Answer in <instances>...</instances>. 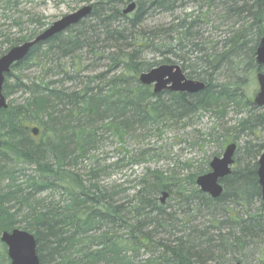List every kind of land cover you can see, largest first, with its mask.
<instances>
[{"label":"trees","instance_id":"obj_1","mask_svg":"<svg viewBox=\"0 0 264 264\" xmlns=\"http://www.w3.org/2000/svg\"><path fill=\"white\" fill-rule=\"evenodd\" d=\"M95 1L88 18L32 48L6 76V99L17 93L27 98L0 110V233L17 228L32 234L40 264H132L133 254L142 249L149 258L140 264L245 263L244 253L253 246L264 249V204L254 163L264 145L243 149L249 161L235 166L217 200L201 193L195 184V178L208 171L207 164L195 170L191 182L147 171L134 189L130 209L99 185V171L106 172L105 167L97 170L92 165L86 175L75 168L78 160H91L89 153L104 132L122 141L135 139L137 131L148 127H170L175 125L171 122H185L221 103L242 101L248 74L256 79L260 70L255 51L264 37V0H136L133 15L123 14L131 0ZM15 5L13 0H0L5 12ZM196 6L191 13L186 11ZM144 8L150 9L148 17ZM153 15H172V20L141 30ZM34 21L39 25L19 30L18 38L0 34V45H6L0 57L45 30L40 29L41 21ZM208 27L218 33L214 34L219 41L206 37ZM149 49L161 54L156 63L141 58ZM83 55L91 62L107 58L108 71L121 73L111 79L104 73L82 76L87 73ZM66 65L73 71L67 72ZM160 65L179 66L186 78L205 83V91L155 94L139 77ZM31 66H45L49 74L38 83L27 82L19 73ZM53 71L61 79L47 81L54 78ZM11 79L14 82L9 85ZM245 107H250V115L242 120L239 132L254 135L255 130L264 129V112L252 114L256 107L250 99ZM31 123L40 126L38 140L28 127ZM227 143L223 137L221 149ZM122 154L113 166L133 165L140 156ZM17 166L34 170L29 173ZM47 193H59L61 198L40 197ZM164 194L172 204L161 203ZM190 214L198 217L187 229ZM21 222L25 223L22 228ZM121 232L126 235L119 236ZM167 233L174 238L162 239ZM0 264H10L1 242Z\"/></svg>","mask_w":264,"mask_h":264},{"label":"rangeland","instance_id":"obj_2","mask_svg":"<svg viewBox=\"0 0 264 264\" xmlns=\"http://www.w3.org/2000/svg\"><path fill=\"white\" fill-rule=\"evenodd\" d=\"M13 1L16 5L12 10L5 12L0 8V34L3 37L4 35L9 36L10 39L18 38L20 36V34H18L19 30L25 32L26 30L30 31L37 27L39 24H34V20L41 21L43 26L40 29L44 30L64 16L79 10L85 5H91L96 2L95 0H89L88 2H82V0ZM196 9L195 7H189L186 11L191 13ZM171 20L172 15H153L145 21L140 29L146 30L147 28H152L158 24ZM16 23H21V28L14 26ZM140 29L137 28V30ZM206 32V37L208 39L214 40L215 42L220 40V38L215 35L218 34L217 32L214 31L215 34L211 33L210 27L205 28V33ZM22 34L25 35L26 33ZM0 41H3V39L0 38ZM5 48L6 45H0L1 50ZM160 55V53L156 54V52L149 49L141 54V58H146L148 63H156V61L161 59ZM82 58L87 70V73H83L82 76L97 77L99 74L104 73L108 79H111L114 75L121 73L115 69L110 72L108 71L110 61L107 58L97 59L94 62H91L88 55H83ZM65 69L67 72L73 71L69 65H66ZM46 70L48 69L45 66L41 69L36 66H31L19 73V76L21 75L27 82L38 83L49 74V72L46 73ZM52 74L54 78L49 77L47 81L61 79L55 76L57 71H53ZM101 79H103V77H100L92 86L96 87ZM13 82L14 80L11 79L9 85ZM151 89H153V86H151ZM242 92L244 94L242 101L237 103H221L222 106L219 108L207 112L201 111L197 115L191 116L185 122H171V124L175 125L170 127L164 124L148 127L149 129L146 128L145 131H137L135 133L137 138L135 139L129 137L122 141L104 132L100 134L96 146L93 151L89 153L91 160H78L75 170L80 174L86 175L92 165L96 167L97 170H101L105 167L107 169L106 172L99 171V185L114 192L116 194L115 200L120 204H127L130 209L135 201L133 200V195L136 192L134 189L138 188L141 176L147 173V171H160L167 176L175 175L181 179L192 176L195 171L194 168L203 165L204 161H209L213 153L218 152L219 156L222 155L227 145L226 144L221 149L223 137H225L229 143H231V141H236L238 150L235 159L240 164L238 163V166L237 164L235 166L237 168H240V166L243 167L244 164L249 161V159H246L243 149L249 145H264V129L255 130L254 135L239 132L242 120L250 115V107H245V101H247V99L252 101L253 97L258 92L255 75L248 74L246 85L243 87ZM26 98L27 96L21 93L13 94L8 98V103H20ZM255 110H252V114L263 112L262 109L256 108ZM28 127L30 129L40 128L38 124L34 123L29 124ZM39 137V135L35 136L34 139L38 140ZM125 151H128L130 156H134V154L139 155L140 153L138 162L127 166H123L122 163L117 167L113 166V164L118 163V161L123 158L122 153ZM261 153L263 154L264 150ZM260 156L261 155H259V157ZM258 159L254 160V163L257 162ZM110 165H112V167L108 168ZM16 168L28 171L29 173L34 170L32 167L26 166H17ZM40 197H48V201L53 197L55 201L61 198L59 193H47ZM168 202L171 203L169 200H166L164 204ZM255 208H257V206H255ZM234 209L235 212H242L240 208ZM180 218H182L181 215L179 216V219ZM190 221L191 220H188L187 222V229L191 226ZM18 226L22 228L25 226V223L21 222ZM169 230H171V228L167 231ZM125 235L124 232L119 233L121 237ZM161 238L172 240L174 237L167 233L166 235L162 234ZM155 241L159 240L157 239ZM128 255H131V253ZM133 256L132 264H140L143 260L149 258V254H147L144 249L140 250L139 253L133 254ZM244 256L243 261L245 260V263L243 264H259V260L264 262V249L261 250L258 248L257 250V246H253L246 254L244 253Z\"/></svg>","mask_w":264,"mask_h":264},{"label":"water","instance_id":"obj_3","mask_svg":"<svg viewBox=\"0 0 264 264\" xmlns=\"http://www.w3.org/2000/svg\"><path fill=\"white\" fill-rule=\"evenodd\" d=\"M159 1V0H156ZM137 4L131 1L123 10L124 15L135 12ZM92 6H86L75 13L69 14L59 21L53 23L47 30L39 34L31 41L11 48L0 58V110L8 108L7 99L3 95L5 76L11 72L14 65L22 62L30 53L31 49L42 42H46L55 35L66 31L68 28L77 25L82 20L91 15ZM255 63L257 67L264 68V37L260 39L255 52ZM259 91L254 97L253 105L264 109V70L256 76ZM139 82L143 86L154 85V93L159 94L165 90L173 93H199L204 90L205 85L199 81L188 80L182 73L179 66L162 65L149 72L141 74ZM34 136L39 134L38 129H32ZM0 139V148H1ZM237 149L236 144H230L225 148L222 157H215L211 164V172L197 179L196 184L205 193L213 198H218L222 194V188L217 184L219 179L231 173L230 166L234 164L233 157ZM258 182L261 187L262 200L264 202V153L258 161L257 170ZM0 241L7 249V256L10 264H40L37 255V243L34 236L26 231L14 229L10 232H3Z\"/></svg>","mask_w":264,"mask_h":264},{"label":"bare ground","instance_id":"obj_4","mask_svg":"<svg viewBox=\"0 0 264 264\" xmlns=\"http://www.w3.org/2000/svg\"><path fill=\"white\" fill-rule=\"evenodd\" d=\"M86 6H88V5H85V6H83V7H86ZM83 7H81V8H83ZM80 8V9H81ZM195 9H196V7H195ZM197 9H198V6H197ZM93 11V10H92ZM150 11V9L149 8H144L143 9V12H145V13H147V17L149 16V14H148V12ZM89 17V16H88ZM87 17V18H88ZM85 20V19H84ZM83 21V20H82ZM63 33V32H62ZM59 34H61V33H59ZM58 35V34H57ZM56 36V35H55ZM47 42V41H46ZM42 43H45V42H42ZM39 44H41V43H39ZM39 44H37V45H39ZM37 45H35V46H37ZM34 46V47H35ZM33 47V48H34ZM256 52V51H255ZM29 55V54H28ZM203 83V82H202ZM204 85H205V88H204V90L203 91H205V89H206V84L205 83H203ZM95 88V87H94ZM203 91H201V92H203ZM201 92H199V93H201ZM199 93H194V94H192V93H185V94H189V95H196V94H199ZM216 156H214L213 154L211 155V159L209 160V161H204V164L203 165H199V166H197V167H195L194 169L196 170L197 168H200L201 166H205L206 164H207V166H208V171L206 172V173H204V174H202V175H200V176H204V175H207V174H209L210 172H211V168H210V164H211V162H212V160L215 158ZM195 172V171H194ZM194 172H193V174H194ZM232 173H233V170H231V173L229 174V175H227V176H225L224 178H222V179H219L218 180V182H217V184L222 188V194L218 197V198H213L211 195H209V194H207V193H205L201 188H199V187H197L198 189H199V191L201 192V193H203V194H205V195H207L209 198H211V199H213V200H217V199H219L222 195H223V193H224V186H223V182H224V180L226 179V178H229V177H231L232 176ZM200 176H198V177H196L195 178V180L196 179H198ZM179 178V177H178ZM179 179H181V178H179ZM193 179V175L192 176H188V177H186V178H184V179H181V180H185V181H189V182H191V180ZM168 199V195L167 194H164L161 198H160V201H161V203L162 204H164L165 202H166V200ZM257 205L259 206V204L257 203ZM198 217V214H190L189 215V220H192V219H196ZM224 232H226V231H224ZM216 235V233H211V237L212 236H215ZM35 238V237H34ZM36 240V239H35ZM222 263V262H221ZM221 263H219V264H221ZM222 264H224V263H222ZM235 264H243V263H241V262H238V263H235Z\"/></svg>","mask_w":264,"mask_h":264}]
</instances>
